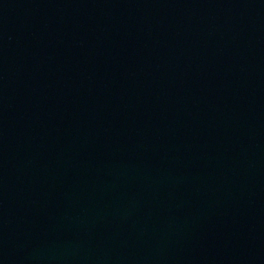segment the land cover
<instances>
[{
	"label": "water",
	"instance_id": "obj_1",
	"mask_svg": "<svg viewBox=\"0 0 264 264\" xmlns=\"http://www.w3.org/2000/svg\"><path fill=\"white\" fill-rule=\"evenodd\" d=\"M0 264H264V0H0Z\"/></svg>",
	"mask_w": 264,
	"mask_h": 264
}]
</instances>
